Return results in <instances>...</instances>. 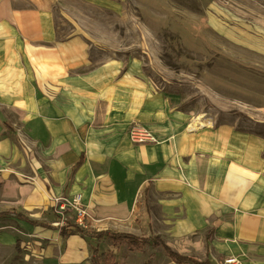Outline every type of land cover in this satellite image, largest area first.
Masks as SVG:
<instances>
[{
  "label": "crops",
  "instance_id": "1",
  "mask_svg": "<svg viewBox=\"0 0 264 264\" xmlns=\"http://www.w3.org/2000/svg\"><path fill=\"white\" fill-rule=\"evenodd\" d=\"M173 102L139 63L90 65L81 35L57 40L47 11L0 0V264L30 259L18 240L40 262L85 261V236L50 225L52 199L75 195L91 224L146 228L197 261L264 264V140L212 120L190 130ZM132 124L156 142L133 144Z\"/></svg>",
  "mask_w": 264,
  "mask_h": 264
},
{
  "label": "rangeland",
  "instance_id": "2",
  "mask_svg": "<svg viewBox=\"0 0 264 264\" xmlns=\"http://www.w3.org/2000/svg\"><path fill=\"white\" fill-rule=\"evenodd\" d=\"M18 1L22 8L52 15L57 40L81 35L90 65L111 59L137 62L147 81L193 118L202 115L205 124H227L264 140V0ZM87 218L84 230L90 234L104 229L138 237L154 234L146 228H102V223L91 224ZM62 219L50 225L58 229L63 223L75 224L70 212ZM81 239L89 255L76 264H91L95 248L112 255L114 264H173L152 242L131 248L120 240ZM21 242L17 253L30 256L23 264L73 263L60 257L40 262L38 255H31L37 253L31 241L23 246ZM65 244L53 251L60 254ZM184 247L181 253L198 258ZM19 259L12 257L5 264H20Z\"/></svg>",
  "mask_w": 264,
  "mask_h": 264
},
{
  "label": "trees",
  "instance_id": "3",
  "mask_svg": "<svg viewBox=\"0 0 264 264\" xmlns=\"http://www.w3.org/2000/svg\"><path fill=\"white\" fill-rule=\"evenodd\" d=\"M31 224L37 225L38 223L31 222ZM58 231L62 238H66L72 235H79L88 238H96L98 241L110 239L111 241L116 242L117 240H120L125 242L126 245L131 248H139L140 246H145L146 244H150L152 242L153 245L157 247L159 246L163 250L164 254L174 264H210L207 259L203 261H197L192 257L179 255L178 253L170 249L167 245H165V243L161 241L158 236L140 238L127 233H115L111 231L94 232L90 234L76 224L68 223H65L63 226L59 227ZM90 262L91 264H114L112 255L104 254L103 252L98 251L97 248L93 250Z\"/></svg>",
  "mask_w": 264,
  "mask_h": 264
},
{
  "label": "built area",
  "instance_id": "4",
  "mask_svg": "<svg viewBox=\"0 0 264 264\" xmlns=\"http://www.w3.org/2000/svg\"><path fill=\"white\" fill-rule=\"evenodd\" d=\"M127 135L130 141L135 145L156 142V139L154 138L153 134L138 124H132L128 128ZM52 202L53 211L59 217L58 219H61L63 221L62 218H64V215L70 212L74 215L75 224L80 228H86L84 221L88 214L86 208L81 203L80 195H75L72 197L53 198ZM223 264H240V262L237 261L235 258H229L226 259Z\"/></svg>",
  "mask_w": 264,
  "mask_h": 264
},
{
  "label": "bare ground",
  "instance_id": "5",
  "mask_svg": "<svg viewBox=\"0 0 264 264\" xmlns=\"http://www.w3.org/2000/svg\"><path fill=\"white\" fill-rule=\"evenodd\" d=\"M203 118L202 115L197 116L190 124L189 129L190 130H197L199 128H203L205 126V123L201 120Z\"/></svg>",
  "mask_w": 264,
  "mask_h": 264
}]
</instances>
